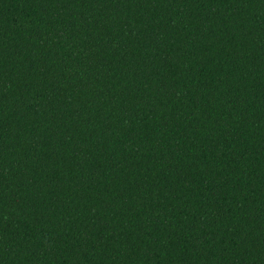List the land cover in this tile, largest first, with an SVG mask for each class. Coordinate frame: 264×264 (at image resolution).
<instances>
[{"label": "trees", "instance_id": "16d2710c", "mask_svg": "<svg viewBox=\"0 0 264 264\" xmlns=\"http://www.w3.org/2000/svg\"><path fill=\"white\" fill-rule=\"evenodd\" d=\"M0 264H264V0H0Z\"/></svg>", "mask_w": 264, "mask_h": 264}]
</instances>
